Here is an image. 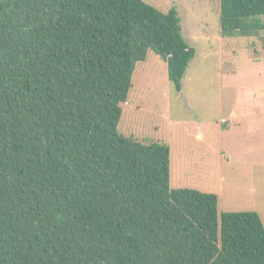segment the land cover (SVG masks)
<instances>
[{
  "label": "trees",
  "instance_id": "trees-1",
  "mask_svg": "<svg viewBox=\"0 0 264 264\" xmlns=\"http://www.w3.org/2000/svg\"><path fill=\"white\" fill-rule=\"evenodd\" d=\"M220 28L264 32V0H221ZM150 52L181 93L176 7L0 0V264H264L259 213L172 190L170 147L120 133Z\"/></svg>",
  "mask_w": 264,
  "mask_h": 264
},
{
  "label": "rangeland",
  "instance_id": "rangeland-1",
  "mask_svg": "<svg viewBox=\"0 0 264 264\" xmlns=\"http://www.w3.org/2000/svg\"><path fill=\"white\" fill-rule=\"evenodd\" d=\"M143 1L163 13L176 7L185 39L197 55L183 79L181 93L167 76L157 70L155 78H148L142 70L145 64H138L119 131L126 137L170 147L172 190L178 188L175 179L180 175L188 188L204 185L213 192L217 168L205 164H215L220 148H228L227 165L245 173L247 152L240 157L237 146L231 149L238 140L230 132L240 136V145H246L250 135L257 138L251 134L253 127L264 122V32L253 37L221 36V0ZM250 50L258 51L257 55L252 57ZM157 59L152 52L148 54V63ZM134 102L141 103L140 111L132 110ZM129 107L132 113L126 124ZM221 120L228 124L218 126ZM199 134L205 136L204 141L199 142ZM251 153L261 160L264 147ZM254 172L255 182L264 178V168L255 167Z\"/></svg>",
  "mask_w": 264,
  "mask_h": 264
},
{
  "label": "crops",
  "instance_id": "crops-1",
  "mask_svg": "<svg viewBox=\"0 0 264 264\" xmlns=\"http://www.w3.org/2000/svg\"><path fill=\"white\" fill-rule=\"evenodd\" d=\"M184 36V32H183ZM222 36V35H221ZM185 38V36H184ZM186 40V39H185ZM187 41V40H186ZM197 53V52H196ZM197 55V54H196ZM145 64L143 67V72L146 71L148 78H155V74L157 70L161 72L164 76L168 77V69L167 65L159 58L157 61H153L152 63H148V58L145 62L141 63ZM191 64V63H190ZM167 69V71H166ZM169 80V78H168ZM132 105L135 111L141 110V103L134 102ZM128 108L127 114L129 113L127 121L130 119V115L132 110ZM130 111V112H129ZM126 114V115H127ZM222 121V120H221ZM221 121L218 126L221 125ZM231 123V120L230 122ZM240 123V122H239ZM230 125L228 127L229 130ZM225 132V131H224ZM232 139H237L238 142L233 143L231 149H234L236 146L240 149V157H243V152H247V159H248V168L247 171L244 173L240 169H233L230 168L227 163L230 162V159L227 157L228 148H220V156L218 161L215 164L206 163V166H214L217 168L218 177L216 178V171L211 169L213 174L215 175V189L213 192L207 191L204 185L195 186L191 189L199 190L204 193L215 194L219 197L220 202V210L221 212H244V211H255L259 213L263 222H264V178L259 177L260 179L255 182L254 178V169L255 167L264 168V162L262 161V157L260 160V155L255 156L251 152L255 151L256 149H260L264 147V122L262 124H257L251 130V134L253 136H257L255 139H251L248 137L249 141L246 145H240V136H234L232 132H230ZM221 132V137H222ZM199 142L205 140V136L203 134L198 135ZM237 149L234 150L235 153ZM223 159V160H222ZM226 160V161H225ZM231 172H234L233 174ZM258 176L260 172H258ZM172 174H171V184H172ZM182 178L180 175L176 176L175 183L177 184V189L181 188H188L183 184ZM190 188V187H189ZM207 191V192H206Z\"/></svg>",
  "mask_w": 264,
  "mask_h": 264
},
{
  "label": "built area",
  "instance_id": "built-area-1",
  "mask_svg": "<svg viewBox=\"0 0 264 264\" xmlns=\"http://www.w3.org/2000/svg\"><path fill=\"white\" fill-rule=\"evenodd\" d=\"M228 124V121L227 120H222L221 121V125L224 126V125H227Z\"/></svg>",
  "mask_w": 264,
  "mask_h": 264
}]
</instances>
